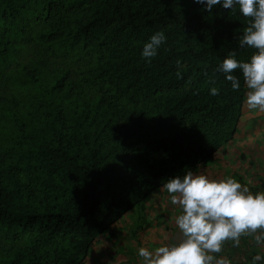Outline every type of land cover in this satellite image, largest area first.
Masks as SVG:
<instances>
[{"label": "trees", "instance_id": "16d2710c", "mask_svg": "<svg viewBox=\"0 0 264 264\" xmlns=\"http://www.w3.org/2000/svg\"><path fill=\"white\" fill-rule=\"evenodd\" d=\"M247 24L194 0H0V264L169 243L178 205L165 225L124 219L188 171L264 191V111L248 109L239 70V90L217 71L255 51L239 43ZM156 32L166 41L148 62ZM256 254L242 236L216 255Z\"/></svg>", "mask_w": 264, "mask_h": 264}, {"label": "clouds", "instance_id": "9594fccd", "mask_svg": "<svg viewBox=\"0 0 264 264\" xmlns=\"http://www.w3.org/2000/svg\"><path fill=\"white\" fill-rule=\"evenodd\" d=\"M194 2L208 12L219 6L239 11L248 19L239 43L255 51L247 60H237L234 52L229 53L217 71L231 82L233 90H239L240 79L233 74L239 70L248 89V109L264 111V0ZM165 41L163 32L154 33L143 44L141 56L150 62ZM210 94L217 95L218 89L212 87ZM162 187L170 203L179 206L175 224L180 235L152 249L139 247L137 255L142 264H232L230 259L216 255L227 242L239 247L241 237L250 236L256 245H264V191L252 192L231 176L214 179L192 171L167 178ZM249 264H264V255H253Z\"/></svg>", "mask_w": 264, "mask_h": 264}, {"label": "rangeland", "instance_id": "374dc122", "mask_svg": "<svg viewBox=\"0 0 264 264\" xmlns=\"http://www.w3.org/2000/svg\"><path fill=\"white\" fill-rule=\"evenodd\" d=\"M168 204L171 205V209L169 212H168V209L166 207V205H168ZM174 212H175V205L170 203V197H169L168 193L164 189H160L157 193L153 194L148 199V201L145 203L144 206L142 205V206L138 207L137 209H135L133 212L129 213L127 215V217H125L124 222L129 220L130 223H135V224H133L132 228H134V226H136V224H139V223H141L142 225H145L146 222L148 224H150L148 226H153V225L158 224V223L160 225H165V222L167 221V219L171 218L170 214H172ZM154 218L158 222L153 223ZM163 218L166 219L165 222L160 221V219L162 220ZM147 230H148V228H145L144 233ZM146 236L151 237V234H147ZM141 237H142V235H141ZM124 251L125 250L118 249V251H117V254L119 256L118 258H120V259L126 258L127 264H132L133 263L132 256L134 253H135V255H137V248L131 249L128 252H124ZM139 259L141 260L142 258L139 257ZM114 264H121V261L116 262ZM134 264H136V263H134Z\"/></svg>", "mask_w": 264, "mask_h": 264}, {"label": "crops", "instance_id": "0c3cea01", "mask_svg": "<svg viewBox=\"0 0 264 264\" xmlns=\"http://www.w3.org/2000/svg\"><path fill=\"white\" fill-rule=\"evenodd\" d=\"M131 249H136V246L131 244ZM108 257H110V258H106V253H105L104 249L100 250L98 252V254L95 256L96 264H114V263L120 262V261H121V264H127V259L126 258L120 259V258H118V255H115L114 252L113 253H109Z\"/></svg>", "mask_w": 264, "mask_h": 264}]
</instances>
